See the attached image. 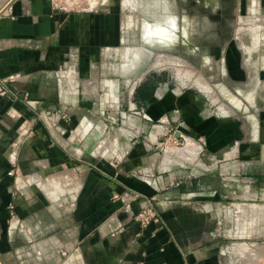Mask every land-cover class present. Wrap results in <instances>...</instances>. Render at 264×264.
I'll return each instance as SVG.
<instances>
[{"label": "crops", "instance_id": "0c3cea01", "mask_svg": "<svg viewBox=\"0 0 264 264\" xmlns=\"http://www.w3.org/2000/svg\"><path fill=\"white\" fill-rule=\"evenodd\" d=\"M65 1L0 0V76L15 79L16 109L29 120L32 112L60 114L52 127L0 123V212L15 209L8 230L0 227V256L6 264H241L233 255L244 250L222 249L212 233L235 203L226 202L225 188H211L204 167L227 162L240 191L242 168L257 163L253 180L262 182L264 109L218 116L203 95L161 73L122 68L134 34L144 47L172 48L181 30L180 42L189 43L188 7L180 12L178 0H122L118 7L109 0L101 9L97 0L77 9L78 0ZM130 1L137 8L128 9ZM160 29L170 37L158 36ZM133 109L135 124L152 129L154 148L120 137L125 152L115 165L109 130L117 127L104 114ZM30 127L16 155L5 152ZM170 131L192 141L190 170L169 167L161 155L156 134Z\"/></svg>", "mask_w": 264, "mask_h": 264}, {"label": "rangeland", "instance_id": "374dc122", "mask_svg": "<svg viewBox=\"0 0 264 264\" xmlns=\"http://www.w3.org/2000/svg\"><path fill=\"white\" fill-rule=\"evenodd\" d=\"M93 1L78 0L71 8H88L96 3L98 9H101L104 3L109 2V0H97L95 3ZM60 2L66 1L60 0ZM114 2L116 7L123 3L122 0H114ZM127 4H130L127 8L132 9L137 8L138 3L130 1ZM178 6L180 12L184 13L188 7L189 27L191 24L196 26L195 33L189 34V43L180 42L183 36L181 30L177 33V45L172 48L144 47L141 33L140 36L134 34L131 38V48L121 54L127 58L122 68L138 73L142 69L159 72L163 77L170 78L176 86L192 89L196 94L203 95L215 110L223 106L224 109L233 110L241 116H256L255 111L264 109V0H188V2L178 0ZM183 19V16L179 17L180 22ZM132 59L139 61L133 64ZM14 82L15 79L11 76H0V101L5 102L6 107L4 111H0V123L23 120L26 124L31 122L34 124L35 121L42 120L52 127L54 121L59 119L60 114L57 112L44 115L32 112L34 117L29 120L16 109L18 101L15 90L11 88ZM17 92L20 99V93ZM28 102L29 99L26 101L24 98V103L28 104ZM136 111L133 109L120 116L110 112L104 114V120L111 126L117 127L109 130L113 132L109 152L113 154L112 162L115 165L120 162L125 152L120 137L138 140L147 143V147L154 148L150 143L152 140L150 137L153 138L152 129L144 130L135 124L139 121ZM244 112L247 115H244ZM123 122H130V125L125 127ZM49 130L52 133L56 131V129ZM31 133V127L23 128L17 133L14 141L5 147V152L11 151L15 156ZM157 136L162 138V145L158 148L162 156L166 154L170 159L169 167L183 164L190 170L196 161L197 155L193 153L195 149L188 157L181 156L177 152L178 149L187 146L185 139L176 138L172 131L156 134ZM157 151L159 150L151 149L150 153ZM179 158L182 159L180 162ZM173 159L177 162H173ZM226 163L216 166L215 162L210 161L204 167L209 170L211 188L218 185L225 188L228 196L226 202L235 203L231 210H226L224 218L218 221L212 233L221 241L222 249L244 250L243 253L233 255L234 261L241 264H264L262 248L264 247V176H261L262 182L257 183L253 180L257 174L255 169L257 163L248 165L247 168H242V172L246 173L242 176L243 182L237 183L241 184L242 190H234L235 182L229 180L233 176L228 174L233 172V169L226 166ZM218 178L222 179L218 180ZM237 196L240 199H233ZM14 210V207L9 205L8 209L0 212V227H4L6 231L15 217ZM0 264H6L1 256Z\"/></svg>", "mask_w": 264, "mask_h": 264}, {"label": "bare ground", "instance_id": "6f19581e", "mask_svg": "<svg viewBox=\"0 0 264 264\" xmlns=\"http://www.w3.org/2000/svg\"><path fill=\"white\" fill-rule=\"evenodd\" d=\"M195 27L196 26L193 25V24L190 25V27H189V34H191V33L193 34L194 33V32H192V29H196ZM157 35L160 36V37H163V36L168 35L170 37V35L165 30H163V29H160L159 32L157 33ZM191 146L193 147L192 143H189V145L185 146L184 148L178 149V152L177 153L180 154L181 156H184V157L187 156L188 157V155L193 152ZM169 150H171V149H169ZM262 248L264 249V247H262ZM258 251H260V250H258ZM259 255H261V254H259Z\"/></svg>", "mask_w": 264, "mask_h": 264}, {"label": "built area", "instance_id": "2783aa9c", "mask_svg": "<svg viewBox=\"0 0 264 264\" xmlns=\"http://www.w3.org/2000/svg\"><path fill=\"white\" fill-rule=\"evenodd\" d=\"M53 1V0H52ZM54 1H58V0H54ZM15 97H16V99H17V103H19L20 102V99L18 98V92L17 91H15ZM24 106L26 107L27 106V104L25 105L24 104ZM222 108H220V107H217L216 108V110H215V112H216V115H218V116H222V117H226V116H234L235 115V113L233 112V110H229V109H224V107L223 106H221ZM144 116H145V114H143ZM146 215V213L144 212L143 214H141V216H145ZM145 219L146 220H149V217H145Z\"/></svg>", "mask_w": 264, "mask_h": 264}]
</instances>
